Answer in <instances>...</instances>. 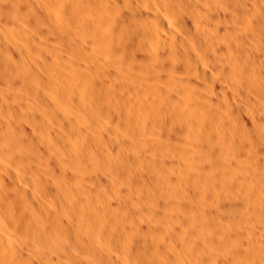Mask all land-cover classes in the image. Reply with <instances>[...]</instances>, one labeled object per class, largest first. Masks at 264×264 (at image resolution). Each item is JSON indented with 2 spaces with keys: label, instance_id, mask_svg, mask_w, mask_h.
<instances>
[{
  "label": "bare ground",
  "instance_id": "bare-ground-1",
  "mask_svg": "<svg viewBox=\"0 0 264 264\" xmlns=\"http://www.w3.org/2000/svg\"><path fill=\"white\" fill-rule=\"evenodd\" d=\"M240 258L264 264V0H0V264Z\"/></svg>",
  "mask_w": 264,
  "mask_h": 264
},
{
  "label": "rangeland",
  "instance_id": "rangeland-1",
  "mask_svg": "<svg viewBox=\"0 0 264 264\" xmlns=\"http://www.w3.org/2000/svg\"><path fill=\"white\" fill-rule=\"evenodd\" d=\"M224 143H225L224 145H230V144H228V142H227V143L224 142ZM213 212H215L214 214H217L218 217L221 216V217H219L220 219L223 217V220H225V219H224V216H225V217L227 216V214H226V215H225V214H222V213H224V212H222L221 210H220V211L217 210V211H213ZM216 212H221V215H219V213H216ZM242 212H243V210H242L240 213H238L239 216H240L241 214H242V215L246 214V213H244V212H243V213H244V214H243ZM214 214L212 215L213 217H214ZM209 216H210V215H209ZM209 216H208V215H205L206 218H205L204 220H205L206 222L209 221L208 219H210V218H212L211 220H213V221L218 220V219H217V218H218L217 216H215V218H214L215 220L213 219L212 216H211V217H209ZM230 216H234V217H236L235 213H234V215H230ZM230 216H229V217H230ZM237 216H238V215H237ZM245 216H246V215L241 216V217L244 218ZM207 217H209V218L207 219ZM216 217H217V218H216ZM241 217H240V218H241ZM220 219H219V220H220ZM240 220H241V219H240ZM245 220H246L245 218H244V221L241 220L240 226H244V225H245V224H244V223H245ZM213 221H209L208 223H211V222H213ZM221 221H222V219H221ZM221 221H216V222H221ZM225 221H226V220H225ZM225 221H224V222H225ZM221 223H223V222H221ZM221 223H219V224L221 225ZM211 224H213V226H214L213 228H215V226H216V225H215V222H214V223H211ZM216 224H217V226H216L215 230L218 229V226H220V225H218V223H216ZM225 224H226V223H225ZM222 226H223V224H222ZM224 226H225V225H224ZM211 228H212V227H211ZM211 228H210L209 230H210L211 232H213V233H209V235H210V234L214 235L213 237H214L215 239H213V237H212V240L215 241V240H216V237H218V239H219L221 236L219 235L220 233L218 234V232H217V233L214 232V229H211ZM242 228H243V227H242ZM242 228H240V229L243 230ZM210 231H209V232H210ZM206 233H207V235H208V232H207V231H206ZM215 235H216V236H215ZM210 236H211V235H210ZM210 236H208V238H211ZM195 237H198V236H195ZM221 239H222V238H220V240H221ZM192 240H193V241H197L198 239L195 240V238H194V239H192ZM216 241H217V240H216ZM232 241L235 242V240H233V239H232ZM234 244H235V243H234ZM213 248L216 249L215 246H214ZM172 249H173V248H172ZM209 249H212V247L210 246ZM214 249H213V250H214ZM217 251H218V249L215 250V252H217ZM172 252L174 253L173 250H172ZM215 252H214V253H213V252L211 253V250L209 251V253H210L211 255H212V254L215 255V254H216ZM220 252H221V254H222V250H221V251H218L217 254L220 255ZM223 252H224V251H223ZM175 253H176V254H177V253L180 254L179 251H177V252L175 251ZM178 254H177V255H178ZM181 254H182V253H181ZM181 254H180V255H181ZM177 255H175V256L177 257ZM180 255H179V257H181ZM214 255H213V256H214ZM223 255H226V254L223 253V254L220 255V256L223 257ZM182 256H183V254H182ZM214 257H215V256H214ZM217 257H218V256H217ZM237 261H238V264H244L242 258L237 259Z\"/></svg>",
  "mask_w": 264,
  "mask_h": 264
}]
</instances>
